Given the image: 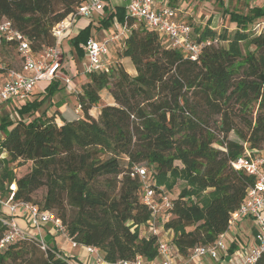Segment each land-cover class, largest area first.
Returning a JSON list of instances; mask_svg holds the SVG:
<instances>
[{
	"label": "trees",
	"instance_id": "obj_1",
	"mask_svg": "<svg viewBox=\"0 0 264 264\" xmlns=\"http://www.w3.org/2000/svg\"><path fill=\"white\" fill-rule=\"evenodd\" d=\"M173 1L169 5L176 8ZM84 2L0 0V20H10L39 52L55 42L53 26ZM223 12L234 29L192 28V40L201 50L191 59L124 6L105 4L98 28L117 23L126 25L127 32L117 57L108 60L106 69L87 73L77 90L81 116L57 125L55 116L47 115L62 88L59 81L35 97L0 106H9L0 115V150L5 151L0 188L15 180L16 200L53 211L68 238L98 248L109 264L136 256L154 260L159 240L168 241L182 259L196 246L215 243L254 183L231 162L245 149L264 154V30L253 28L264 18V6ZM91 30L89 23L69 39L79 58V43L92 36ZM220 41L226 45L217 46ZM122 58L130 59L133 74ZM92 108L99 109L97 118L88 113ZM229 132L237 139H229ZM27 161L30 169L17 175L14 170ZM141 163L148 186L171 202L155 220L158 234L148 230L152 210L142 201L143 183L133 173ZM178 180L184 186L171 198ZM42 187L43 196L34 199ZM3 231L0 223V238ZM164 232L170 238H160ZM80 263L54 244L42 250L29 238L0 248V264ZM255 264H264V253Z\"/></svg>",
	"mask_w": 264,
	"mask_h": 264
},
{
	"label": "built area",
	"instance_id": "obj_2",
	"mask_svg": "<svg viewBox=\"0 0 264 264\" xmlns=\"http://www.w3.org/2000/svg\"><path fill=\"white\" fill-rule=\"evenodd\" d=\"M250 5H263L264 0H247ZM104 0H85L77 6L74 12L68 14L53 28L55 42L45 46L41 51L34 52L29 42L16 30L8 19L0 20V41L11 42L17 62L6 64L2 61L0 52V106L14 104L31 97L39 82H52L62 80L65 85L71 83L70 77L61 75L63 52L62 40L70 33L71 26L79 17L88 18L94 13L103 11ZM126 11L131 16L144 21L148 28L155 29L165 35L171 47L179 48L195 59L201 50V44L192 40V27L178 19L177 8L169 6L156 7L154 0H131ZM255 29L264 30V18L253 24ZM127 32L126 25L121 29L105 35L101 39L89 36L80 44L87 58L85 72H98L107 68V55L109 48L123 42ZM77 93V90L75 91ZM80 107L74 109L78 113ZM5 156V151L0 150V160ZM231 165L236 170H243L254 177V183L247 189L245 200L231 213L229 226L243 217H251L256 223L257 232L255 243L249 247L243 256L230 264H255L264 253V154L252 155L247 149L244 154ZM16 171V170H14ZM133 173L139 176L143 183L142 201L152 210V219L148 221V230L158 234L155 220L159 214L171 207V202L165 195H157L146 183V169L141 165L133 167ZM17 185L13 180L0 188V223L4 227L0 238V248L22 239H34L39 242L42 250L46 249L47 242L42 237V228L51 224L54 230L61 233L70 243L71 247H83L90 255L95 256L97 262H103L98 248L83 246L67 237L61 220L53 211L42 210L37 205L26 201L16 200ZM161 198L159 201L158 199ZM169 215L165 214V218ZM20 221H23L21 224ZM225 233V232H224ZM224 233L220 234L215 243L208 246H196L191 249L186 261L200 258L217 259L221 251L225 250L223 241ZM157 258L151 261L136 256L132 260H117L112 264H185L179 263L172 245L168 241L159 240Z\"/></svg>",
	"mask_w": 264,
	"mask_h": 264
},
{
	"label": "rangeland",
	"instance_id": "obj_3",
	"mask_svg": "<svg viewBox=\"0 0 264 264\" xmlns=\"http://www.w3.org/2000/svg\"><path fill=\"white\" fill-rule=\"evenodd\" d=\"M112 4L117 3V0H111ZM173 3L181 7L182 12L178 13V18L184 21H187L192 28L202 27L205 25H209L212 29L216 31H223V29L227 28L229 30L234 29V24L229 21L228 15H226L223 10L227 9L230 11H236L239 13H246L248 9L249 2L247 0H174ZM93 16L88 18L79 17L77 21H79V26L81 27L84 25L85 21L92 20ZM76 21V22H77ZM81 24V25H80ZM120 26L117 23H113L112 28L113 30L119 28ZM64 40V39H63ZM62 40V41H63ZM67 41L64 42L63 48L66 50L63 53V75L62 76H71L70 79L75 83L76 89L79 90L80 86L83 82L87 80V73L83 72L82 64L84 63V57L82 55L81 58L74 54H70L67 47ZM117 45V44H116ZM216 45H226L224 42L220 41L216 43ZM0 52L2 55V61L6 64H14L17 62V56L15 54V50L12 47H6L5 45L0 44ZM84 65V64H83ZM124 68L128 73H134L129 71V69L133 70V66L131 62L126 61L123 64ZM85 73V78H80L81 73ZM39 86V85H38ZM104 101L108 100V96L106 94L103 95ZM52 102L54 103L53 106L48 108L47 115L55 116V123L60 125L63 123L62 119L65 120H72L81 116L82 112L79 111L78 113L74 112V109L77 107V96L75 92H71V87H62L61 92L55 94L52 98ZM70 110L74 113V116L71 119L66 118V112ZM7 111H9V106L0 109V115H6ZM93 112H88L92 117L97 118L99 109L96 108L92 110ZM18 113L17 111H15ZM11 117H14V113H10ZM229 139H237L236 135L233 132L228 133ZM142 166L144 165L141 163ZM31 167V163L29 161L25 162L23 166L16 170L17 175H22L26 171H28ZM184 186V182L178 180L173 187L170 197H175L176 193ZM45 192L44 187L40 188L33 194V198L36 200H40ZM170 218V217H169ZM145 234H148L145 232ZM171 234L161 233L160 238H170Z\"/></svg>",
	"mask_w": 264,
	"mask_h": 264
},
{
	"label": "crops",
	"instance_id": "obj_4",
	"mask_svg": "<svg viewBox=\"0 0 264 264\" xmlns=\"http://www.w3.org/2000/svg\"><path fill=\"white\" fill-rule=\"evenodd\" d=\"M117 1H118L117 3L112 4L111 0H108V1L104 0V3L107 4L109 7L124 6L125 8H127L131 0H117ZM154 3L157 8L162 7V6L170 7L169 0H154ZM175 6L179 10V12L180 11L182 12L183 9H181V7H179L178 5H175ZM101 14L102 12L94 13L93 15L95 17H93L92 20H87V22L85 21L84 25H82L81 27H78L79 21L75 22L70 28L69 35L65 37L61 43L62 52L63 53L66 52V50H64L63 48V44L65 41H67V43H69L67 47L69 53L76 55L75 49L70 44L69 39L72 36H74L80 29L88 25L89 23H91L92 25L91 35L95 37L96 39H101L105 35H108L110 33H113L121 29V27L123 26L121 25L119 28L115 30H113L112 26L109 28H104V27L98 28ZM80 44L81 43H79V48L82 50L83 57L85 58L84 63H83L84 65L82 64V68L84 67L83 72H85L87 58H86V54L84 50L80 47ZM119 46L120 44H117L109 48L107 60H113L115 57H117ZM120 61L122 62V64H124L126 61L130 62V59L122 58ZM63 68H64V63H62L61 75H63ZM129 71L134 72V68L133 70L129 69ZM83 72L82 71L80 72L81 73L80 78L82 79L85 78V75H84L85 73ZM67 77H71V76L68 75ZM55 81L60 82V87L70 86L71 92H75L77 90L76 85L72 80H71V83H69V85H65L62 80H55ZM50 83L51 82H39L37 86L35 87L31 97H35L36 95H38V93L44 91L45 87L48 86V84ZM59 92H61V90L57 91L55 94ZM94 109L96 108L90 109L89 112H93L92 110ZM73 116H74V113L72 111L68 110L66 112V118L68 117V119H71ZM262 153H264V150H262ZM22 222L23 221H20L21 224H23ZM256 232H257V226L253 218L249 216L243 217L236 223L230 225L228 230L224 233L223 241L226 247L224 251L220 252L219 257L217 259H210V258L204 257V258H200L194 261H186L185 259L177 257V261L179 263H182L183 261H185V264H230L232 261L241 258L243 254L245 253V251L249 247L254 245ZM166 234H169V232H166ZM42 237L45 242L49 244H54L57 250L61 252L62 254L66 256L75 257L76 259H78L81 262L80 264H109L105 261L97 262L95 259V256L88 254L83 247H75V248L71 247L69 241L61 233L56 232L51 224L45 225L42 228ZM231 245H234V247L230 250Z\"/></svg>",
	"mask_w": 264,
	"mask_h": 264
}]
</instances>
